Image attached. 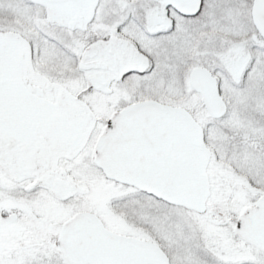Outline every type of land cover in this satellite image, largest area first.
<instances>
[{
	"label": "snow or ice",
	"instance_id": "6c2138e0",
	"mask_svg": "<svg viewBox=\"0 0 264 264\" xmlns=\"http://www.w3.org/2000/svg\"><path fill=\"white\" fill-rule=\"evenodd\" d=\"M0 264H264V0H0Z\"/></svg>",
	"mask_w": 264,
	"mask_h": 264
}]
</instances>
